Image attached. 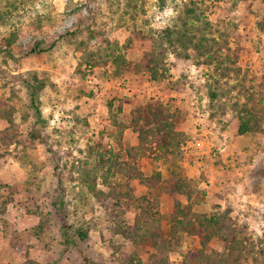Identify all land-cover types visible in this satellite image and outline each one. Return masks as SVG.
<instances>
[{
	"label": "rangeland",
	"instance_id": "rangeland-1",
	"mask_svg": "<svg viewBox=\"0 0 264 264\" xmlns=\"http://www.w3.org/2000/svg\"><path fill=\"white\" fill-rule=\"evenodd\" d=\"M119 27L130 37L112 45ZM167 27L200 46L183 59L164 43L160 79L103 69L106 53L140 58ZM117 80L131 93L101 104ZM124 98L139 101L128 111ZM152 102L170 106L171 125ZM243 108L257 123L239 133ZM170 169L175 186L184 170L192 204L164 192ZM143 196L164 215L177 202L188 215L227 211L213 223L224 229L205 246L184 233L147 244L132 233ZM155 262L264 264V0H0V264Z\"/></svg>",
	"mask_w": 264,
	"mask_h": 264
},
{
	"label": "trees",
	"instance_id": "trees-1",
	"mask_svg": "<svg viewBox=\"0 0 264 264\" xmlns=\"http://www.w3.org/2000/svg\"><path fill=\"white\" fill-rule=\"evenodd\" d=\"M189 11L190 12H188V14H190L192 10H189ZM193 22L194 20L191 18L187 21V23H190V24H192ZM187 23L184 21L182 23V26H186ZM158 37H159L158 39L154 37L150 38V48L149 50L143 53L141 59L138 62H132V61L127 60L122 54H120V51H118V53L116 54H114V51L111 52L112 54L106 53L105 62L103 64V69H104V65H106L109 60L116 67L114 70L113 76L121 75L122 72L124 71L138 72L140 70H145L149 73L150 78L152 80H157L163 77L165 75V72L167 71V68L164 67V65H162L163 64L162 55L166 54L168 51L167 46H165L166 48L164 47V43L170 44V49L172 50L170 52L171 54H173L175 57H179L183 59H186L190 56L189 54L190 48H192L193 50H196V47L200 46V43H197V44L194 43L193 35L188 34L186 32V29L178 30L177 28L172 29V28L167 27L164 30H162L160 34H158ZM112 43H113L112 45L117 44V43L114 44L115 42H112ZM116 47L118 50V46ZM179 47L182 48L181 50L182 54L178 50ZM94 67H97V65L94 64ZM210 95H211V98L213 99L216 97L215 92H212ZM147 105L151 107L149 111H150V114H152V116H155V117L158 115L162 116V111L165 114H171L170 113L171 109H170V106L168 105H164L159 102L158 103L152 102ZM138 111H140V108L134 111L135 114ZM172 117H173V114H171L170 116L167 115V118H165L166 122L169 123L170 125H171L170 119ZM255 117L256 116L253 111L247 108H243L242 111L240 112V118H239V127H238L239 133L250 131L251 130L250 123H255V124L257 123V121H254ZM132 123L134 125V128H136L134 129V131L137 132L138 139H140V142H141V139L143 135H146V132L143 129L138 128L137 126L138 117L134 116L132 119ZM147 123L148 122H146V124ZM146 129H148V126H146ZM148 133H151V132L148 131ZM156 137L157 135L155 136V138ZM120 170L121 172H123L122 174L126 172L125 168H119L118 170H116V172H113V174L114 175L118 174ZM181 172L184 173V170L182 169L180 170V172H178L180 173V175L178 176V179H180L181 185L175 186L173 184L174 176L176 175V173L171 171L170 184L172 185H169L167 188H165L164 192L168 193L172 197H175L177 193H183L184 195H186L187 204L189 203L192 204L193 200L191 199V192L189 191L191 189L190 188L186 189V186L187 187L190 186L187 183L189 179H187L185 174L183 175ZM158 181H159V178H158ZM175 181H177V177H175ZM145 182L148 183V185H150L151 188L155 187L158 184L157 181L154 183H151L148 180L147 181L145 180ZM146 198L147 196H143L141 199L138 198L139 203H138V208H137V212L135 216V224L132 227V233L135 236L140 235L141 237L140 241L146 242L147 244H152L154 246L155 245L157 246L158 241L165 240V239L169 240V238L176 236L179 233H184V234H190V235L198 234L200 236V244L202 246H205L207 244V239L204 238L206 231H208L209 229H214V230L218 228L224 229V228H221L222 227L221 225H218L220 227H214L213 223L215 222L217 224L221 217L226 216L227 211L219 213L217 216L216 214L207 216L206 214H201V213L198 214L197 212H193L192 215H188V214H185V212L192 209L191 205H187V204L184 205V204L177 202L176 205L174 206L173 212L168 215H164L159 211L156 204H155V207H156L155 209H154V206L152 207L148 205L151 201H146L147 200ZM143 200L146 202V204L148 203L146 206L144 205ZM180 215H182V218ZM219 215L221 216L219 217ZM190 216H193V217H190ZM162 217L166 219L168 218V220L170 221L169 227H167V229L165 230L163 229L161 225ZM195 217H201V219L199 221H195ZM229 228L230 226L226 227V229H229ZM138 231L140 232L139 234H138ZM201 252L202 251L200 250H196L195 254L198 255ZM226 252L228 255L230 254L229 248H227L226 250L224 249V252L220 254V256L225 254ZM195 257L197 258V256ZM162 261H165V258H163L161 262ZM156 264H160V263H156Z\"/></svg>",
	"mask_w": 264,
	"mask_h": 264
},
{
	"label": "crops",
	"instance_id": "crops-1",
	"mask_svg": "<svg viewBox=\"0 0 264 264\" xmlns=\"http://www.w3.org/2000/svg\"><path fill=\"white\" fill-rule=\"evenodd\" d=\"M130 31H128V30H126V28L125 27H119L118 29H116L115 31H114V33H113V38H111V41L112 42H115V43H118V44H123V43H125V41H126V38H129L130 36ZM133 44V43H132ZM149 48H150V45H149ZM128 51H126L127 53H126V55L125 54H123V52H125V51H122L121 53H122V55L127 59V60H129V61H132V62H134V61H138L141 57H142V55H140V58H137L133 53H131V50H129V47H128V49H127ZM149 50V49H148ZM108 64H109V66H108V71H113V70H115V65L112 63V62H108ZM108 64H106V66L108 65ZM110 64H112V66H110ZM122 74H123V76H124V74H129V75H131L132 74V76H134V73H132V72H130V71H124V72H122ZM121 74V75H122ZM136 74V73H135ZM110 85L111 84H108V83H106L105 85H104V88H106V89H108L107 91L105 90V91H103V97L101 98V99H99V101L101 102V104H103V102L105 101V99L107 98V97H109L108 95H110V93H116V92H120L121 90H118V89H116V81H115V85L113 86L112 85V88L111 89H109L110 88ZM117 94V93H116ZM137 98H135L134 100H130V99H128V100H125V98H124V100H122V101H120V100H118V104L121 102V106H122V108H124V110H128V111H132V109L136 106V104H137ZM111 101V100H110ZM139 101V100H138ZM205 163H203V162H198L195 166H193L192 165V167L191 168H195V171H194V173H193V175L192 176H194V175H197L196 173H198V174H200V171H201V169L203 168V165H204ZM196 166L198 167V168H196ZM190 167V166H189ZM186 172H187V170H186ZM205 183V182H204ZM207 185V184H206ZM211 185H212V183H211ZM210 185V186H211Z\"/></svg>",
	"mask_w": 264,
	"mask_h": 264
},
{
	"label": "built area",
	"instance_id": "built-area-1",
	"mask_svg": "<svg viewBox=\"0 0 264 264\" xmlns=\"http://www.w3.org/2000/svg\"><path fill=\"white\" fill-rule=\"evenodd\" d=\"M116 89L121 90V91H123L125 93H129V94L131 93L130 92V90H131L130 84L127 81H125V80H117L116 81ZM196 102H197V100H193L191 103H192V105H195ZM95 115L97 116L98 113H96Z\"/></svg>",
	"mask_w": 264,
	"mask_h": 264
}]
</instances>
